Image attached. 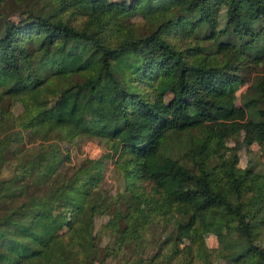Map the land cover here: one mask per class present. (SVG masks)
Returning a JSON list of instances; mask_svg holds the SVG:
<instances>
[{"label": "trees", "instance_id": "16d2710c", "mask_svg": "<svg viewBox=\"0 0 264 264\" xmlns=\"http://www.w3.org/2000/svg\"><path fill=\"white\" fill-rule=\"evenodd\" d=\"M21 91L38 108L0 119V167L12 169L0 176V264H49L59 244L78 264H246L264 170L220 144L264 122V0H0V107ZM84 138L112 152L72 161ZM108 159L115 192L102 183ZM216 170L233 192L200 203L193 173ZM62 204L64 229L49 228L41 213Z\"/></svg>", "mask_w": 264, "mask_h": 264}, {"label": "rangeland", "instance_id": "374dc122", "mask_svg": "<svg viewBox=\"0 0 264 264\" xmlns=\"http://www.w3.org/2000/svg\"><path fill=\"white\" fill-rule=\"evenodd\" d=\"M10 8L7 7L6 10ZM10 11V17L17 18L15 11ZM9 13V12H8ZM135 21H138L135 20ZM140 21V20H139ZM246 86V82L240 86V90ZM171 94L168 92L164 95L162 100L154 101L153 105L157 108H161L167 104ZM38 108L28 91H21L14 93L10 96L9 103L0 107V119L10 118L21 124L25 118V113L28 110ZM179 114L183 112L177 111ZM60 150V146L56 144ZM32 153L35 152L36 146L29 145ZM221 152L224 155H230L233 151L238 154V164L240 166L249 165L256 170H264V122L260 123L257 131L250 127H243L239 134L225 135L222 138L220 144ZM62 150V149H61ZM112 152L104 143L98 141L96 138H84L76 150H73L72 155L70 152V159L74 161L77 157L82 155L97 156L103 152ZM63 151V150H62ZM66 151V150H65ZM205 154L206 151H203ZM12 173L10 166L2 165L0 167V176L6 177ZM103 185L107 186L111 191L115 192L121 183V177L118 170L112 165V159H108L104 166ZM191 187L196 189L198 200L200 203L206 202L211 195H229L233 192V182L231 176L222 171L216 170L208 173L195 174L189 183ZM184 181H182L180 188L183 189ZM181 191H178L180 193ZM144 206H149L152 199L144 194L137 193ZM70 206L68 204H62L58 212H42L41 216L47 223L49 228L62 230L65 227V219L68 217ZM108 214H98L95 216V227L97 234L101 237V243L104 244L107 240L105 234L100 231V227L103 222L106 221ZM246 226L249 231V238L251 247L246 256V264H264V208L259 205L249 206L246 210ZM150 231L160 232V227L154 226L149 229ZM200 237L209 248H215L219 245L217 235L208 228H201L198 231ZM181 241L184 243L187 241L185 237H182ZM181 242V243H182ZM151 243V242H150ZM98 247V258H101L104 253L103 245ZM152 244V243H151ZM155 246L152 245L151 249ZM47 260L49 264H78V262L72 256L70 250L63 247L61 244L56 245L52 250L47 253ZM112 263L111 260L107 261V264ZM177 264V263H176ZM211 264H227L224 260L219 258H212Z\"/></svg>", "mask_w": 264, "mask_h": 264}]
</instances>
